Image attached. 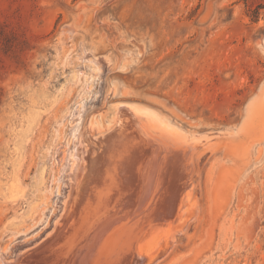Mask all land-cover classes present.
I'll list each match as a JSON object with an SVG mask.
<instances>
[{"label": "rangeland", "instance_id": "rangeland-1", "mask_svg": "<svg viewBox=\"0 0 264 264\" xmlns=\"http://www.w3.org/2000/svg\"><path fill=\"white\" fill-rule=\"evenodd\" d=\"M258 4L0 0V264H65L77 231L69 200L79 193L92 205L105 175L139 168L153 130L176 143H166L174 165L160 170L157 212L142 230H122L96 264H264V8L250 17ZM136 110L151 113L146 124ZM82 132L98 179L87 173L73 187ZM52 234L58 242L35 252Z\"/></svg>", "mask_w": 264, "mask_h": 264}, {"label": "bare ground", "instance_id": "bare-ground-1", "mask_svg": "<svg viewBox=\"0 0 264 264\" xmlns=\"http://www.w3.org/2000/svg\"><path fill=\"white\" fill-rule=\"evenodd\" d=\"M125 106V105H124ZM122 108H125V107ZM131 107V106H129ZM133 108V107H131ZM128 109V108H127ZM138 109V108H137ZM141 109V108H140ZM117 114H116V125H122L123 119L121 118V113L123 110L125 109H118L117 108ZM129 110V109H128ZM132 110V109H131ZM126 111V110H125ZM137 113L139 115L142 116L143 119L146 122L150 119L151 113H149L148 111L145 110H136ZM134 112V110H133ZM132 112V113H133ZM129 113L131 114V111H129ZM128 113V114H129ZM136 113V114H137ZM127 114V115H128ZM133 115V114H132ZM130 116V115H129ZM140 116V117H141ZM136 117V116H135ZM139 117V118H140ZM155 118V116H154ZM132 119V118H131ZM136 119V118H134ZM152 119V117H151ZM139 120V119H137ZM152 121V120H151ZM150 121V122H151ZM146 122H144L146 124ZM154 123V121H152ZM157 122V121H156ZM134 123V122H133ZM139 123V121H138ZM143 123V121H142ZM143 123V124H144ZM159 123V121H158ZM161 123V122H160ZM159 123V124H160ZM137 124V122L135 123ZM163 124V123H162ZM159 126V128L165 129L166 125L162 127ZM138 125V124H137ZM146 127H148V125H146ZM145 127V129H146ZM103 129V128H102ZM140 129V128H139ZM138 129V130H139ZM144 128L141 127V132L143 131L144 133H146L144 130ZM133 130V129H132ZM159 130V129H158ZM169 130V129H168ZM161 131V130H159ZM164 131V130H163ZM162 131V132H163ZM153 133L154 130L152 131ZM158 132V131H157ZM152 133V134H153ZM160 133V132H159ZM158 133V134H159ZM82 134V137L80 135V149L79 147H77L76 152H75V159H76V163H74V168L72 171V182L70 181V183H72V186H78L83 184V182L86 180L85 177H87V173L89 171V165H87L86 163H84L85 159H84V155L86 152V146H85V142H84V133H80ZM147 134V133H146ZM151 134V133H150ZM151 134V135H152ZM156 134V133H155ZM158 134H156L158 136ZM151 135H149V139L147 141H149V144L152 145V150L151 153H149V155L147 156V158H142V162L144 161V163H141V166L139 165V168H136L134 170L135 167L132 168V166L134 165H126L125 164V168L126 170L123 171L122 173H118V175H116V173L113 172V175L111 174H107L108 177H111L113 180V185H111V189H108L110 186L104 187L103 189L98 188V185H96V187H94V191L93 194L91 195V197H93L92 202L94 204H91V202L87 205L86 202H83V205L81 204V198L80 197L79 201H78V195L76 194V196L73 198V200H69L70 202V213H71V208L75 205V199H77L76 202V207L74 206L75 210H74V216H72V220L74 218V221H72L74 224L76 223V234H75V239L71 240V238L69 237V241L71 246L69 255L67 257V260L65 262V264H96V261L98 260L99 256H106L107 255V251L114 246L115 243V239L117 237H122L124 236V233L122 230H125L127 227L131 226L132 224H135V227L137 229H140L142 226V224H149V222L151 221V219L155 216V213L157 212V205H153V198L156 195V192L158 191V189L160 190V186L164 187V185H166V183H164V177H162L161 174V168L164 167V165L167 166H172L174 165L173 163L170 162L169 158L172 156H168V154H172V150L170 148L169 144H166L169 140H167L166 143H163L162 141L159 142L158 140H156L155 138L150 137ZM166 136V135H165ZM122 137V136H121ZM144 137V136H143ZM160 137V136H159ZM147 138V137H146ZM165 138V137H163ZM172 139V138H171ZM132 140V139H131ZM144 141V140H143ZM172 141V140H171ZM174 141V140H173ZM133 142V141H132ZM142 142V141H141ZM170 142V141H169ZM88 143V142H87ZM171 143V142H170ZM175 141L173 142L172 146L174 145ZM143 144V143H142ZM176 144V143H175ZM141 147V146H140ZM186 147V146H185ZM190 147V145H189ZM181 148V146H180ZM183 148V147H182ZM176 149V148H175ZM138 150V149H137ZM142 149L140 148V151ZM144 150V149H143ZM188 151V150H186ZM138 152V151H137ZM164 152V153H163ZM175 152V151H174ZM192 152V151H191ZM117 153H119L117 151ZM165 154V155H162ZM186 153V152H185ZM181 156V155H180ZM141 158V157H140ZM174 157H172L173 159ZM176 158V156H175ZM185 160V158L181 157V160ZM169 160V161H168ZM174 160V159H173ZM181 160H178L181 161ZM183 160L181 162H183ZM189 161V159H187ZM166 161V163H165ZM177 161V160H176ZM180 162V163H181ZM185 162V161H184ZM183 162V163H184ZM187 162V161H186ZM177 163V162H175ZM191 163V161H190ZM179 164V163H178ZM188 164V163H187ZM186 164V166H187ZM113 166H118L120 167V165L118 164H114L112 163ZM190 165V164H189ZM73 166V165H72ZM177 166V164H176ZM91 167V166H90ZM98 167V166H97ZM181 168V167H180ZM193 168V167H192ZM163 169V168H162ZM167 169V167L165 168ZM165 169H163L165 171ZM169 171V170H168ZM177 171V170H176ZM186 171V170H184ZM99 173V172H98ZM127 173L126 176H124ZM187 173V172H185ZM192 173V171H191ZM89 174V173H88ZM177 174V173H176ZM188 174V173H187ZM175 175V174H174ZM190 175V174H188ZM89 176V175H88ZM166 177V176H165ZM177 177V176H176ZM119 178V179H117ZM191 178V177H190ZM88 179V178H87ZM173 180V179H172ZM171 180V182H173ZM178 180V179H177ZM187 180H190L189 177H187ZM102 184H104V186L109 183V181L107 180V177L104 178V180L100 181ZM160 182V185H159ZM170 182V181H169ZM179 182V181H178ZM177 182V183H178ZM182 182V181H180ZM179 182V183H180ZM189 182V181H188ZM112 183V181H111ZM109 183V184H111ZM192 183V181L190 182ZM176 184V181H175ZM186 184V183H184ZM183 184V185H184ZM192 185V184H190ZM179 186V184L177 185ZM84 187V186H83ZM180 188V187H179ZM186 188V187H185ZM192 188V186H191ZM86 189V188H85ZM164 188H162L163 190ZM84 190V189H83ZM111 190V191H110ZM190 190V189H189ZM81 191V190H80ZM132 192V193H130ZM83 193V192H82ZM84 193H87V191L84 190ZM83 193V194H84ZM110 194V195H114V199L112 198V200L110 201L109 199L106 198H101V195L104 194ZM161 193V192H160ZM159 193V194H160ZM165 193V190H164ZM175 193V192H173ZM186 193V191H185ZM129 194H132L130 199L124 198L123 201H119L120 196H124L127 197V195L129 196ZM180 194V192H179ZM184 194V193H183ZM188 194V193H186ZM185 194V195H186ZM81 196H83L80 193ZM173 195V194H172ZM175 195V194H174ZM87 196V194H86ZM177 196V195H176ZM130 197V196H129ZM127 197V198H129ZM168 197V196H167ZM165 197V200L166 198ZM180 197V196H179ZM189 196L187 195V198ZM89 198V197H87ZM162 198V196L157 197ZM174 198V197H173ZM91 199V198H90ZM98 199V200H97ZM176 198H174L175 200ZM179 199V198H178ZM182 199H184L182 197ZM91 201V200H90ZM153 203H152V202ZM162 201V200H161ZM176 201V200H175ZM187 201V200H186ZM157 202V201H156ZM161 203V202H160ZM159 203V204H160ZM182 200H180L179 205L181 206L182 204ZM81 204V205H80ZM157 204V203H156ZM158 204V205H159ZM164 204V203H162ZM67 205V204H66ZM173 205V204H172ZM175 206V205H174ZM179 206V207H180ZM163 207V206H162ZM67 208V207H66ZM182 208V207H181ZM68 209V208H67ZM177 209H179L177 207ZM66 210V209H65ZM176 210V208H175ZM181 210V209H180ZM156 211V212H155ZM162 211V210H161ZM179 211V210H178ZM65 212V211H64ZM68 212V211H67ZM173 212V211H172ZM171 212V214H172ZM177 213V212H176ZM175 213V214H176ZM182 213H185L184 210ZM181 213V214H182ZM69 214V212H68ZM67 214V215H68ZM73 215V212L71 213ZM70 214V215H71ZM174 214V213H173ZM179 214V213H178ZM64 215V214H63ZM67 215H65V217L63 218L62 222H64V220L66 219ZM164 215V214H163ZM179 215V216H183ZM96 217V219L91 223V220H93V217ZM171 216V215H170ZM94 217V218H95ZM157 217V216H156ZM177 217V216H174ZM166 218V217H165ZM71 219V218H70ZM176 221V218H174ZM79 221V223H78ZM179 221V220H178ZM188 221V220H187ZM177 222V221H176ZM155 223V222H154ZM175 223V222H174ZM71 224V223H70ZM176 224V223H175ZM174 225V224H173ZM62 226V225H61ZM134 227V226H132ZM146 227V226H145ZM72 228V227H71ZM171 228V227H170ZM174 228V227H173ZM67 229V228H66ZM131 229V228H130ZM70 230V229H69ZM68 230V231H69ZM134 230V229H132ZM142 230V228H141ZM144 230V228H143ZM65 231V230H64ZM137 231V230H136ZM135 231V232H136ZM64 233V232H63ZM62 233V234H63ZM72 233V232H71ZM154 233V232H153ZM61 234V235H62ZM93 234V235H92ZM123 234V235H122ZM134 234V233H133ZM73 235V233H72ZM130 236V235H129ZM132 236V235H131ZM59 238H61L60 236H58ZM72 237V236H71ZM89 238V239H88ZM92 238V239H91ZM57 241V240H55ZM82 241L84 243H82ZM58 242V241H57ZM53 243V242H52ZM125 245V243H124ZM122 246V245H121ZM56 249V248H55ZM124 249V248H122ZM119 250V252L122 251ZM155 249V248H154ZM95 250V252H94ZM91 251V253L88 252ZM49 254V253H48ZM62 254V253H61ZM44 255V253H43ZM47 255V254H46ZM56 255V253H55ZM53 256V255H52ZM122 256V255H121ZM119 257V256H118ZM50 258V257H49ZM65 258V257H64ZM124 258V257H123ZM35 259V258H34ZM51 259V258H50ZM41 260V259H40ZM39 260V261H40ZM64 260V259H63ZM3 262V261H2ZM36 262V261H35ZM41 262V261H40ZM47 263V262H45ZM117 263V262H116ZM134 263V262H133ZM2 264H6L5 262H3ZM14 264V263H13ZM39 264V263H38ZM57 264V263H55Z\"/></svg>", "mask_w": 264, "mask_h": 264}, {"label": "water", "instance_id": "water-1", "mask_svg": "<svg viewBox=\"0 0 264 264\" xmlns=\"http://www.w3.org/2000/svg\"><path fill=\"white\" fill-rule=\"evenodd\" d=\"M131 152H133L132 154L130 153L129 155H131V157H129V158H133V156H134V153H135V149L133 148L132 150H131ZM126 155V154H125ZM105 174H106V171H105ZM109 175V174H108ZM116 175H118V174H116ZM89 176H90V178H92V179H90V182L92 183V184H94L95 183V181L98 179V176L96 175V173L94 172V173H89ZM119 176V175H118ZM105 177H107V180L109 181V183H111V181H112V183L111 184H109V183H107L105 186H104V184H102L101 182H97V184L96 185H98V188H100V189H103L104 187H107V186H110L108 189H111V185H113V180H112V178L111 177H108L107 175H105ZM117 179H119V178H117ZM170 185H172V184H169V186ZM171 187V186H170ZM111 191V190H110ZM101 198H106V199H109L110 201L112 200V198L114 197V195H110V194H104V195H101L100 196ZM116 197V196H115ZM114 197V198H115ZM113 198V199H114ZM124 196H120V199H119V201H123L124 200ZM98 200V199H97ZM95 217V216H94ZM93 217V220H91V223L96 219V217L94 218ZM66 222V221H65ZM53 236H51V238L50 239H48V240H46L44 243H42L41 245H39L37 248H35L34 250H35V252L36 251H38V250H40L41 248H44V246H48L49 244H51L52 242H54L55 240H56V234H52ZM82 243H83V241H82Z\"/></svg>", "mask_w": 264, "mask_h": 264}, {"label": "trees", "instance_id": "trees-1", "mask_svg": "<svg viewBox=\"0 0 264 264\" xmlns=\"http://www.w3.org/2000/svg\"><path fill=\"white\" fill-rule=\"evenodd\" d=\"M264 6H261L260 4H258L257 6H255L254 8H252L250 11H251V14H250V17H251V20L252 21H257L258 20V16H259V13H260V10L263 9Z\"/></svg>", "mask_w": 264, "mask_h": 264}]
</instances>
